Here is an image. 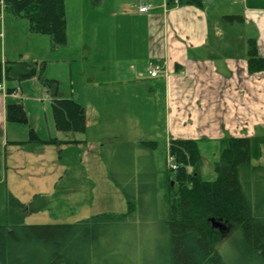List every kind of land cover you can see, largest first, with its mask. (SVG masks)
<instances>
[{
    "label": "rangeland",
    "instance_id": "374dc122",
    "mask_svg": "<svg viewBox=\"0 0 264 264\" xmlns=\"http://www.w3.org/2000/svg\"><path fill=\"white\" fill-rule=\"evenodd\" d=\"M141 1L66 0L68 43L60 47L52 46L48 35L30 32L27 19L5 14L1 8L0 18L5 15L7 22L5 37L0 39V61L2 48L7 58L4 61L21 60L24 55L30 59L38 57V67L43 66L42 75L59 81L61 95L85 106L87 130H57L50 95L34 88L36 82L41 85L40 80L34 77L17 81V86L25 83L23 92L20 88L9 103H23L29 123L10 122L16 127L14 138L28 139L29 129L34 127L40 138H56L60 144H49L47 153L40 159L25 155L42 152V144L20 145L22 150L18 156L22 157L24 168L21 175L6 172L5 167L11 166L12 159L7 156L6 161L1 157L0 185L7 184L16 197L27 203L33 201L35 195H41L38 202L45 208L29 213L25 219L27 224L74 223L96 214L126 212L128 203L124 190L129 176L134 178L137 192H140L141 181L149 179L155 184L156 192L151 194L149 189L144 190L143 206L132 222L136 233L131 241L133 256L138 264H167L162 185L170 171L161 109L163 89L159 87L151 92V87H146L139 77L146 73L147 65L146 54H141L146 43L145 24L140 17L126 16L122 12L125 6L138 9ZM244 46L242 52L246 56L247 39ZM130 55L138 57L134 68L129 67L132 66ZM147 96L155 97L152 110L144 100ZM263 138L264 135L259 139ZM76 140L86 143L80 145ZM141 140H154L156 146L141 145ZM126 142L131 145H122ZM199 145L203 157L202 175L213 180L221 144L203 139ZM259 147L260 157L255 158L253 164L264 174V142ZM2 152L3 145H0ZM171 175L174 177V170ZM223 222L225 227H214L211 222L220 236L216 247L230 257L231 264H236L240 253L238 228L231 221Z\"/></svg>",
    "mask_w": 264,
    "mask_h": 264
},
{
    "label": "trees",
    "instance_id": "16d2710c",
    "mask_svg": "<svg viewBox=\"0 0 264 264\" xmlns=\"http://www.w3.org/2000/svg\"><path fill=\"white\" fill-rule=\"evenodd\" d=\"M179 3L202 6L203 0H179ZM2 7L5 14L27 19L30 32L48 35L54 47L68 43L66 0H3L0 16ZM223 20L234 23L244 18L240 14H226ZM246 56L249 73L264 71V57L254 37L247 38ZM38 66V61L23 59L0 61V84L5 80L6 91L15 94L20 87L9 83L37 77L51 96L56 129L86 132L85 106L73 98L63 97L59 81L43 76V66ZM6 119L28 124L29 114L23 103H7ZM263 139L222 138L213 180L202 175L199 140L170 139L168 153L174 157L178 168L172 169L167 164L170 172L162 185L167 264H231L230 257L216 247L220 236L212 227V216L237 226L240 253L236 264H264V174L253 164V160L260 157L259 145ZM140 142L151 148L156 146L154 140ZM12 143L21 146L60 144L56 138H40L34 127H30L28 139ZM129 178L124 190L128 203L126 212L96 214L74 223L27 224L25 219L29 213L45 208L38 202L41 195H35L33 201L27 203L16 197L7 184L0 185L3 202L0 264H138L133 256L131 241L136 233L132 222L143 206L144 190L155 194L156 187L147 179L141 181L140 192H137L134 178Z\"/></svg>",
    "mask_w": 264,
    "mask_h": 264
},
{
    "label": "crops",
    "instance_id": "0c3cea01",
    "mask_svg": "<svg viewBox=\"0 0 264 264\" xmlns=\"http://www.w3.org/2000/svg\"><path fill=\"white\" fill-rule=\"evenodd\" d=\"M174 1L142 0L139 7L143 2L151 5L147 12L127 6L122 10L124 15L138 16L144 21L146 43L141 54H146L147 65L146 73L139 77L146 87H151V92L159 87L163 89L161 109L168 145L170 139H208L220 143L227 136L260 138L264 135V71L249 73L247 57L242 51L245 39L254 37L264 57V0H203L202 6L175 4ZM226 14H240L244 20L228 23L223 20ZM6 18L5 15L0 18V39L5 37ZM4 53L2 48L1 61L7 59ZM130 58L132 66L129 67H136L134 60L138 57L130 55ZM23 59L40 61L28 55ZM156 63L162 64V70L153 77L147 70ZM15 83L12 81L9 85ZM24 86L25 83L19 85L22 92ZM35 87L49 96L37 82ZM15 96L17 93L0 90V145H3L0 158L7 161L9 156L11 166L5 167V171L21 175L24 168L18 154L22 147L12 143L18 140L13 136L16 127L6 119V105L11 102L10 97ZM154 98L144 99L151 110ZM132 99L134 101L133 96ZM42 146V152L31 150L33 154L25 156L40 159L47 153L48 145Z\"/></svg>",
    "mask_w": 264,
    "mask_h": 264
},
{
    "label": "built area",
    "instance_id": "2783aa9c",
    "mask_svg": "<svg viewBox=\"0 0 264 264\" xmlns=\"http://www.w3.org/2000/svg\"><path fill=\"white\" fill-rule=\"evenodd\" d=\"M175 2L178 3V0H175ZM0 5L3 6V0H0ZM167 5L168 4L165 2L164 6L167 7ZM150 6H151L150 4L143 3V5H141L139 7V11L140 12H147L149 10ZM161 68H162L161 65L158 63L157 64H151L148 67V72L151 76H157L159 74V72L162 70ZM0 89L5 90V83L4 82H2L0 84ZM168 164L172 169L176 170L178 168V165L175 163L174 157L171 156L170 154H168Z\"/></svg>",
    "mask_w": 264,
    "mask_h": 264
},
{
    "label": "water",
    "instance_id": "95a60500",
    "mask_svg": "<svg viewBox=\"0 0 264 264\" xmlns=\"http://www.w3.org/2000/svg\"><path fill=\"white\" fill-rule=\"evenodd\" d=\"M210 221L213 223V226H214V227H218V226H220V227H222V226L225 227L222 218H218V219H217L216 217L212 216V217H210Z\"/></svg>",
    "mask_w": 264,
    "mask_h": 264
}]
</instances>
